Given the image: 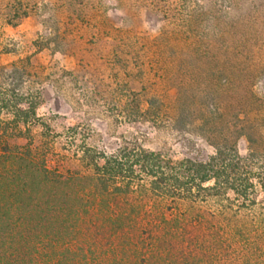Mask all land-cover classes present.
Masks as SVG:
<instances>
[{
  "label": "rangeland",
  "instance_id": "374dc122",
  "mask_svg": "<svg viewBox=\"0 0 264 264\" xmlns=\"http://www.w3.org/2000/svg\"><path fill=\"white\" fill-rule=\"evenodd\" d=\"M18 64L41 124L16 143L65 177L89 173L83 148L134 142L173 161L216 142L264 160V0H0V70ZM63 226L59 242L27 241L34 258L24 229L0 226V264H105ZM185 229L202 236L194 220ZM235 249L214 264L261 262L264 241Z\"/></svg>",
  "mask_w": 264,
  "mask_h": 264
},
{
  "label": "trees",
  "instance_id": "16d2710c",
  "mask_svg": "<svg viewBox=\"0 0 264 264\" xmlns=\"http://www.w3.org/2000/svg\"><path fill=\"white\" fill-rule=\"evenodd\" d=\"M29 82L24 64L0 70V226L24 229L26 243L59 242L66 223L105 264H214L239 253L236 246L264 241V160L216 142L207 158L173 161L134 142L113 152L83 148L89 173L65 177L38 161L29 144L16 143L41 124L40 95ZM75 184L83 187L67 191ZM203 204L215 206L206 223ZM188 220L201 237L189 238ZM32 246L30 258L38 254ZM259 250L261 262L245 264H264Z\"/></svg>",
  "mask_w": 264,
  "mask_h": 264
}]
</instances>
